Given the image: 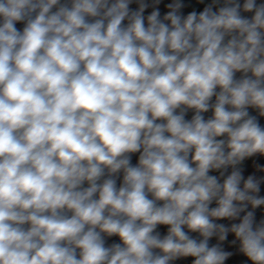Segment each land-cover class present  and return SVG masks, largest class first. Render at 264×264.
Masks as SVG:
<instances>
[{"label": "clouds", "instance_id": "obj_1", "mask_svg": "<svg viewBox=\"0 0 264 264\" xmlns=\"http://www.w3.org/2000/svg\"><path fill=\"white\" fill-rule=\"evenodd\" d=\"M0 264H264V0H0Z\"/></svg>", "mask_w": 264, "mask_h": 264}, {"label": "built area", "instance_id": "obj_2", "mask_svg": "<svg viewBox=\"0 0 264 264\" xmlns=\"http://www.w3.org/2000/svg\"><path fill=\"white\" fill-rule=\"evenodd\" d=\"M193 6H195V5H193Z\"/></svg>", "mask_w": 264, "mask_h": 264}]
</instances>
